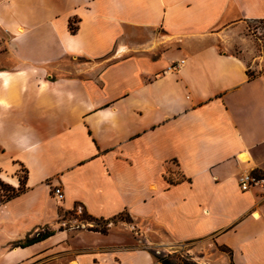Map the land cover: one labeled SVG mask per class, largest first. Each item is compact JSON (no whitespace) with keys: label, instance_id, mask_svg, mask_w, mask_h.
<instances>
[{"label":"crops","instance_id":"1","mask_svg":"<svg viewBox=\"0 0 264 264\" xmlns=\"http://www.w3.org/2000/svg\"><path fill=\"white\" fill-rule=\"evenodd\" d=\"M225 17L264 19V0H0V180L26 174L0 200V264H161L78 229V203L264 264V182L239 185L264 175V74L220 50Z\"/></svg>","mask_w":264,"mask_h":264},{"label":"rangeland","instance_id":"2","mask_svg":"<svg viewBox=\"0 0 264 264\" xmlns=\"http://www.w3.org/2000/svg\"><path fill=\"white\" fill-rule=\"evenodd\" d=\"M228 18L225 17L215 28L219 31L227 28L223 38H221L223 39L222 43L219 44L220 50H230L241 56L248 63L250 72L255 76L264 74V23L246 20L232 26L226 25ZM143 32L142 38H145V40L146 35H158L156 30ZM19 175L21 178L25 176L24 168H20ZM5 184L9 186V184ZM4 188L5 190L8 189L7 187ZM0 193H3L1 187ZM4 193L7 194L6 191ZM78 210L74 214L69 213L68 215L71 220H78V229H100L103 231L101 232L103 235L110 234L124 245L145 247L159 255L182 251L184 255H188L190 259L198 264H231L228 254L221 252L212 239L176 242L168 237L165 230L156 225L146 227L145 222L132 217L126 212L117 215L108 225H105L104 220L99 222L86 220L87 218L82 213L83 209L78 207Z\"/></svg>","mask_w":264,"mask_h":264},{"label":"trees","instance_id":"3","mask_svg":"<svg viewBox=\"0 0 264 264\" xmlns=\"http://www.w3.org/2000/svg\"><path fill=\"white\" fill-rule=\"evenodd\" d=\"M255 21H260L264 23V19H255ZM70 28L72 31H75V27L72 26V24H70ZM255 77V74L251 73L249 71V78H253ZM26 175V174H25ZM25 176L22 177L20 179L21 184L19 186L18 189H15L14 187H12L11 185H6L3 181L0 180V187L3 191V193H0V200L3 199H10L13 196L18 195L19 193H21L24 188H25ZM4 187H7L8 189L5 190ZM7 192L4 193V192ZM78 205H80L79 203L75 206L78 207ZM76 212V209L71 211L70 214H74ZM83 215L87 218L86 220H89L90 222H99L100 220H104L105 225H108L116 216H113L111 218H97V217H93L92 215L88 214L87 211L85 210V208H83L82 210ZM122 214V213H120ZM119 215V214H118ZM88 221V222H89ZM98 226V225H97ZM95 231H100L103 232L100 229H94ZM53 234V232L51 231H38L37 233H35L32 237L26 238L24 241L21 242H17L14 245L15 246H27L30 244H34L36 242H39L41 240H44L46 238H48L49 236H51ZM217 248L224 253H227L229 256V259L231 261V264H236L233 260V250L225 245H217ZM152 256L154 257L155 261L161 263V264H198L196 261H193L192 259H190V257L188 255H184V253L182 251H178V252H174V253H162V254H156L152 251H150Z\"/></svg>","mask_w":264,"mask_h":264},{"label":"built area","instance_id":"4","mask_svg":"<svg viewBox=\"0 0 264 264\" xmlns=\"http://www.w3.org/2000/svg\"><path fill=\"white\" fill-rule=\"evenodd\" d=\"M178 67H179V64H175L171 66V68H174V69H177ZM263 182H264V175L258 172L249 171V172L241 174L239 177V185L242 190H248L252 186L258 185ZM53 192L58 200H62L64 198V193H63L61 186H55L53 189Z\"/></svg>","mask_w":264,"mask_h":264}]
</instances>
